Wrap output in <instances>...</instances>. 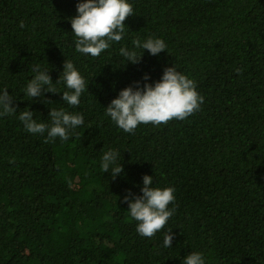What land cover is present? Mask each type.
<instances>
[{
	"label": "trees",
	"instance_id": "1",
	"mask_svg": "<svg viewBox=\"0 0 264 264\" xmlns=\"http://www.w3.org/2000/svg\"><path fill=\"white\" fill-rule=\"evenodd\" d=\"M80 2L0 0V94L17 108L0 116V264H183L194 251L205 264H264V0H129L123 39L99 57L76 51ZM149 37L167 49L132 44ZM121 47L143 53L140 62ZM67 59L88 85L77 106L63 101ZM35 65L57 93L26 95ZM174 65L204 97L193 115L127 133L105 114L122 89L154 85ZM26 108L37 122L63 108L84 123L45 142L47 131L18 119ZM108 151L123 165L115 178L101 167ZM146 174L175 195L153 237L137 232L124 200L143 195Z\"/></svg>",
	"mask_w": 264,
	"mask_h": 264
},
{
	"label": "clouds",
	"instance_id": "2",
	"mask_svg": "<svg viewBox=\"0 0 264 264\" xmlns=\"http://www.w3.org/2000/svg\"><path fill=\"white\" fill-rule=\"evenodd\" d=\"M78 15L71 18L72 32L76 37V51L99 57L102 52L110 47V42H120L125 34V21L133 15V6L129 0H81L77 5ZM20 27H24L23 21ZM135 48L148 50L151 55H158L167 49L163 39L149 37L141 42L139 38L132 40ZM120 55L133 64L139 63L143 57L135 50L121 47ZM34 77L27 84L26 95L32 99L43 96L45 91L57 93L53 87V80L48 70H41L39 65L31 68ZM239 73L240 70L237 69ZM66 83L70 91L63 92V101L70 106H77L80 97L85 91V79L81 76L73 62L66 60L60 80ZM147 75L145 80H147ZM59 80V81H60ZM139 84V82H137ZM14 97L7 89L0 94V116L14 115L17 111L13 107ZM204 97L197 91L196 82L187 75L177 70L176 66L167 67L161 80L154 85L145 83L144 86H128L122 89L117 98H114L106 107V115L116 125L127 133H133L140 124H167L172 120H184L197 112L203 103ZM51 124L37 122L33 112L24 109L18 119L23 123L26 131L33 134L48 132L45 142L59 137L61 140L69 139V129L83 125L84 117L81 114H72L63 108H51L49 113ZM119 153L108 151L102 157V170L104 173L111 170L115 178L123 171V165L115 164ZM14 162V161H13ZM153 176L143 177L142 196L131 200V193L125 196L129 203L130 216L137 224V232L144 237H153L164 228L169 218L173 215L174 208L169 205L174 202L173 187H153ZM174 236L169 230L164 236V246L171 247ZM183 264H205L201 252H191L185 256Z\"/></svg>",
	"mask_w": 264,
	"mask_h": 264
}]
</instances>
